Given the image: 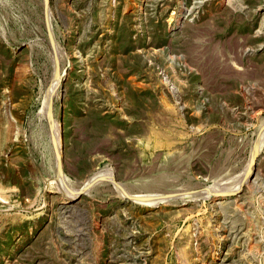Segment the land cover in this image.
I'll use <instances>...</instances> for the list:
<instances>
[{"label": "rangeland", "instance_id": "rangeland-1", "mask_svg": "<svg viewBox=\"0 0 264 264\" xmlns=\"http://www.w3.org/2000/svg\"><path fill=\"white\" fill-rule=\"evenodd\" d=\"M0 264H264V0H0Z\"/></svg>", "mask_w": 264, "mask_h": 264}]
</instances>
